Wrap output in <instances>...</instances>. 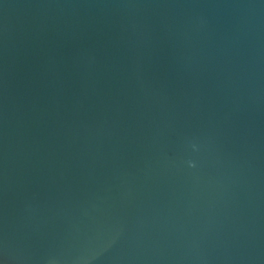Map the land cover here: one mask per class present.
I'll list each match as a JSON object with an SVG mask.
<instances>
[{
  "label": "water",
  "instance_id": "95a60500",
  "mask_svg": "<svg viewBox=\"0 0 264 264\" xmlns=\"http://www.w3.org/2000/svg\"><path fill=\"white\" fill-rule=\"evenodd\" d=\"M0 264H264V0H0Z\"/></svg>",
  "mask_w": 264,
  "mask_h": 264
}]
</instances>
